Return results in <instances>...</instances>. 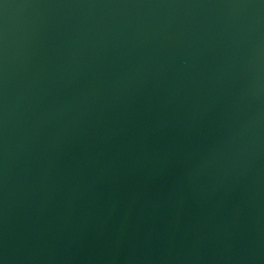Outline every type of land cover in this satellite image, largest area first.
<instances>
[{"label": "water", "instance_id": "95a60500", "mask_svg": "<svg viewBox=\"0 0 264 264\" xmlns=\"http://www.w3.org/2000/svg\"><path fill=\"white\" fill-rule=\"evenodd\" d=\"M0 264H264V0H0Z\"/></svg>", "mask_w": 264, "mask_h": 264}]
</instances>
